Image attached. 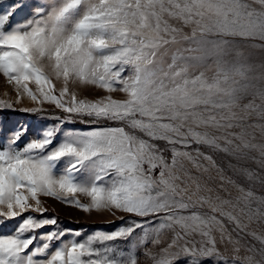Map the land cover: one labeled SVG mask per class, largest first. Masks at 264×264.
Instances as JSON below:
<instances>
[{"label":"snow or ice","instance_id":"snow-or-ice-1","mask_svg":"<svg viewBox=\"0 0 264 264\" xmlns=\"http://www.w3.org/2000/svg\"><path fill=\"white\" fill-rule=\"evenodd\" d=\"M18 7L0 11L15 92L0 109L28 98L60 114L0 139V226L23 217L0 233V264H264V174L239 164L264 169V89L244 63L264 52V0H43L13 24ZM42 197L121 223L79 239Z\"/></svg>","mask_w":264,"mask_h":264},{"label":"rangeland","instance_id":"rangeland-1","mask_svg":"<svg viewBox=\"0 0 264 264\" xmlns=\"http://www.w3.org/2000/svg\"><path fill=\"white\" fill-rule=\"evenodd\" d=\"M40 2H43V0H0V11L7 10L10 5H20V7L16 9L11 21V23L15 24L30 18L34 5ZM246 52L250 53L244 61L247 65L246 70L249 78L248 83L251 86L250 92L252 90L264 89V52L248 49H246ZM6 85V79L0 75V99L14 101L15 97L12 95V91H14L12 86H10L11 90L8 93L4 94L2 91ZM59 86L60 85L58 84L57 87ZM29 87L35 91L34 84H29ZM76 91L79 93L81 98L87 97L88 99H98L101 95L105 94L91 87H77ZM114 98L123 99L124 95L122 93H115ZM248 99H251V95L244 100V103H247ZM257 103H259V100H257ZM26 108L35 109V111L29 112L22 110ZM59 114L58 110H55L53 106H50L47 103L39 104L28 98H24L21 103L14 104L12 109H0V139H3L4 136L19 127H26L28 129V134L25 137V140L36 138L44 129L56 123L55 116ZM253 122H256L255 117H253ZM84 127L85 126L83 124L79 123L67 125V128L70 129H83ZM254 142L257 144H264V137L261 136L259 131L256 132V140ZM250 155L259 159L258 151H253ZM214 158L227 170V158L220 155H216ZM232 163H237V161L233 160ZM239 164L243 167L264 174V169H262L259 164L253 163L250 160H241L239 161ZM228 174L233 175L231 171H229ZM240 182L245 183L243 180ZM247 186L248 185L245 183V187ZM254 191H256L258 195H264V186L257 184L254 187ZM41 199L44 201L45 207L47 208L44 215L46 217H56L58 227L80 230L83 233V236L79 239H84L87 235L92 234L97 230L110 231L113 227V221H115V224L121 223V221L116 217H112L107 214H100L95 211L83 212L80 209L68 206L50 197H42ZM29 214L34 217L39 216V214L35 212L25 213L24 215L27 216ZM22 219L23 217H20L7 221L4 225L0 226V233H11ZM40 231L46 232L48 229L45 228ZM65 239H68V237ZM119 244L121 248L127 249L130 247V245L124 241L119 242ZM141 259L143 260V257H141ZM146 264H150V261L146 262Z\"/></svg>","mask_w":264,"mask_h":264},{"label":"bare ground","instance_id":"bare-ground-1","mask_svg":"<svg viewBox=\"0 0 264 264\" xmlns=\"http://www.w3.org/2000/svg\"><path fill=\"white\" fill-rule=\"evenodd\" d=\"M11 90V88H10V85H6V86H4V88H3V92H4V94H6V93H8L9 91ZM13 93H12V95L15 97V92L14 91H12ZM27 99V98H26Z\"/></svg>","mask_w":264,"mask_h":264}]
</instances>
